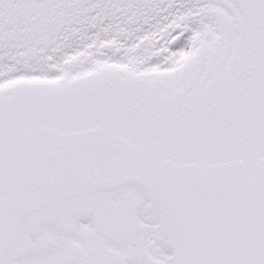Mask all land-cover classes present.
Masks as SVG:
<instances>
[{
  "label": "snow or ice",
  "instance_id": "6c2138e0",
  "mask_svg": "<svg viewBox=\"0 0 264 264\" xmlns=\"http://www.w3.org/2000/svg\"><path fill=\"white\" fill-rule=\"evenodd\" d=\"M0 264H264V0H0Z\"/></svg>",
  "mask_w": 264,
  "mask_h": 264
}]
</instances>
